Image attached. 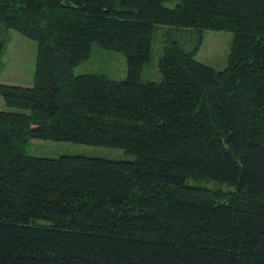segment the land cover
I'll use <instances>...</instances> for the list:
<instances>
[{
	"label": "trees",
	"instance_id": "obj_1",
	"mask_svg": "<svg viewBox=\"0 0 264 264\" xmlns=\"http://www.w3.org/2000/svg\"><path fill=\"white\" fill-rule=\"evenodd\" d=\"M164 1L0 0V26L37 45L32 85L0 81V264H264V0ZM157 25L231 32L227 66L194 58L200 35L142 81ZM92 43L126 77L75 75ZM31 138L134 158L32 155Z\"/></svg>",
	"mask_w": 264,
	"mask_h": 264
},
{
	"label": "rangeland",
	"instance_id": "obj_2",
	"mask_svg": "<svg viewBox=\"0 0 264 264\" xmlns=\"http://www.w3.org/2000/svg\"><path fill=\"white\" fill-rule=\"evenodd\" d=\"M177 0H165L163 4L174 7ZM201 35V44L194 58L216 70L227 66L231 50L232 33L228 31L204 30L200 34L193 28L157 25L152 40L151 58L143 67L140 75L142 81L161 79L158 60L164 45L177 41L185 50L193 49ZM0 41L4 48L0 56V81L9 84L30 86L33 83L37 45L13 29L0 26ZM75 75L95 73L109 78L126 77V61L120 52L105 49L98 43L91 44L90 56L74 67ZM0 100L3 98L0 95ZM5 107V105H4ZM26 153L40 156H58L60 154H84L103 156L112 159H133L134 155L119 147L93 145L80 142L31 138L25 143ZM191 184L203 185L211 189L231 190L234 185L223 181L187 178Z\"/></svg>",
	"mask_w": 264,
	"mask_h": 264
},
{
	"label": "crops",
	"instance_id": "obj_3",
	"mask_svg": "<svg viewBox=\"0 0 264 264\" xmlns=\"http://www.w3.org/2000/svg\"><path fill=\"white\" fill-rule=\"evenodd\" d=\"M0 109H4V104H3L2 100H0Z\"/></svg>",
	"mask_w": 264,
	"mask_h": 264
}]
</instances>
